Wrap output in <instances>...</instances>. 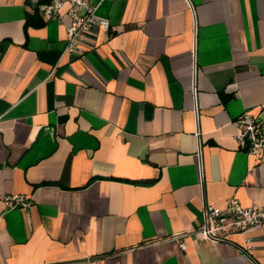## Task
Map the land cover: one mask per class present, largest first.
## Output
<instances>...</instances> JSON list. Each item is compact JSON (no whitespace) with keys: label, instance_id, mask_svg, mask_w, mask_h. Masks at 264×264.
I'll use <instances>...</instances> for the list:
<instances>
[{"label":"crops","instance_id":"1","mask_svg":"<svg viewBox=\"0 0 264 264\" xmlns=\"http://www.w3.org/2000/svg\"><path fill=\"white\" fill-rule=\"evenodd\" d=\"M44 1L0 0V264H264V224L192 234L205 202L264 205L235 139L264 119V0H92L111 30L71 54Z\"/></svg>","mask_w":264,"mask_h":264},{"label":"built area","instance_id":"2","mask_svg":"<svg viewBox=\"0 0 264 264\" xmlns=\"http://www.w3.org/2000/svg\"><path fill=\"white\" fill-rule=\"evenodd\" d=\"M100 2L92 0H48L42 8L47 18H59L70 21L66 25V46L64 53H80L83 44L92 34L100 31L109 32L111 22L97 13ZM239 132L235 139L248 155L261 156L264 153V119L252 110L243 111L237 118ZM7 207H28L31 201L19 193L1 194ZM264 224V205L245 206L237 197L230 198L225 205L205 202L202 208L201 224L192 231L193 236L226 241L229 234L240 232L246 235L247 249L252 247L251 228ZM179 235H175L178 237ZM183 249L186 242L180 243Z\"/></svg>","mask_w":264,"mask_h":264},{"label":"trees","instance_id":"3","mask_svg":"<svg viewBox=\"0 0 264 264\" xmlns=\"http://www.w3.org/2000/svg\"><path fill=\"white\" fill-rule=\"evenodd\" d=\"M46 1H48V0H45L44 2H46Z\"/></svg>","mask_w":264,"mask_h":264}]
</instances>
